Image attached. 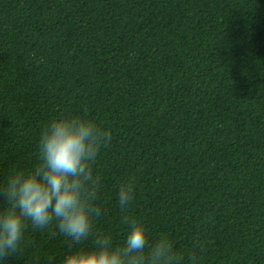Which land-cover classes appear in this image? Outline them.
Here are the masks:
<instances>
[{
    "label": "trees",
    "instance_id": "trees-1",
    "mask_svg": "<svg viewBox=\"0 0 264 264\" xmlns=\"http://www.w3.org/2000/svg\"><path fill=\"white\" fill-rule=\"evenodd\" d=\"M0 264H264V0H0Z\"/></svg>",
    "mask_w": 264,
    "mask_h": 264
}]
</instances>
